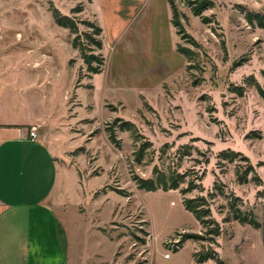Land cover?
<instances>
[{
  "label": "rangeland",
  "instance_id": "obj_1",
  "mask_svg": "<svg viewBox=\"0 0 264 264\" xmlns=\"http://www.w3.org/2000/svg\"><path fill=\"white\" fill-rule=\"evenodd\" d=\"M92 1L0 0V67L16 92L10 112L43 121L69 173L54 205L70 264H199L195 254L212 249L220 262L202 264H264L262 231L225 222L232 194L263 222L264 0H149L120 39L111 17L97 21ZM52 6L78 34L55 24ZM86 22L104 30L99 74L72 46L75 38L88 45ZM226 151L241 156L224 160ZM250 167L261 186L238 183ZM156 172L186 181L141 190L138 180ZM190 182L201 189L183 194ZM198 196L221 225L217 244L184 207Z\"/></svg>",
  "mask_w": 264,
  "mask_h": 264
},
{
  "label": "crops",
  "instance_id": "obj_2",
  "mask_svg": "<svg viewBox=\"0 0 264 264\" xmlns=\"http://www.w3.org/2000/svg\"><path fill=\"white\" fill-rule=\"evenodd\" d=\"M148 3L93 0L90 9L99 23L101 14L111 17L115 36L120 39ZM1 68L0 264H70L62 239L67 232L54 205L62 180L69 173L60 166L52 131L43 121L11 114L15 104L9 99L16 92L12 76H6L9 72ZM33 128L37 134L34 139L30 136Z\"/></svg>",
  "mask_w": 264,
  "mask_h": 264
},
{
  "label": "trees",
  "instance_id": "obj_3",
  "mask_svg": "<svg viewBox=\"0 0 264 264\" xmlns=\"http://www.w3.org/2000/svg\"><path fill=\"white\" fill-rule=\"evenodd\" d=\"M170 1V0H169ZM171 9L173 12V23L182 28V24L179 20V14L172 3L170 2ZM52 17L55 24L63 29L69 30L72 34H78V26L73 20V18L62 14L57 8L52 6L51 8ZM197 13H199L196 10ZM250 18V17H249ZM250 20H252L250 18ZM86 25L89 28H92L91 33L85 34L86 41L88 45L80 44L77 38H75L72 42V46L74 49L79 50L81 53V58L83 59L85 65L87 66V70L91 74H99L101 68L104 66L105 58L102 54H96L95 50L101 51L103 49V29L95 22H86ZM259 27L264 29V19H259ZM182 31V30H181ZM179 52L187 54L189 53L187 50L182 51V48H179ZM186 52V53H185ZM188 55V54H187ZM224 160L235 161L240 153L234 151H226L221 155ZM255 174L253 178L250 179L251 174ZM186 181V176L182 174H177L172 172L170 174H165L161 172H156L154 177L149 179H140L138 180V186L141 190H145L148 192H156L158 190H162L165 192L171 190H180L183 183ZM237 181L240 185H245L250 182L255 183L257 186H261L263 184V180L256 174L253 167H250L243 175L237 172ZM201 187L194 183L190 182L189 187L186 189H181L183 194L190 193L195 190H199ZM215 189L219 193L220 196H224V186L215 185ZM214 196V194H211ZM216 195V194H215ZM229 201V211L230 217L226 218L225 222L236 221L241 225H249L256 230L262 231V239L264 244V202H263V222L258 221L257 217L254 213L249 211H244L241 206H243V202L241 198L231 195ZM184 207L187 211L191 212L194 217L198 220V222L206 229V235L209 236V241L212 244H217L216 238H219L222 235V228L219 222L213 219L212 211L210 208V203L207 197L198 196L196 198H186L183 201ZM191 236V235H190ZM197 237V236H196ZM195 261L199 264L206 263L210 260L219 261V254L214 249L210 250L207 253H196Z\"/></svg>",
  "mask_w": 264,
  "mask_h": 264
},
{
  "label": "built area",
  "instance_id": "obj_4",
  "mask_svg": "<svg viewBox=\"0 0 264 264\" xmlns=\"http://www.w3.org/2000/svg\"><path fill=\"white\" fill-rule=\"evenodd\" d=\"M2 29L0 27V40L2 39ZM30 136L31 138H36L37 137V134H36V128H33L32 131L30 132ZM169 257V255L167 256V258Z\"/></svg>",
  "mask_w": 264,
  "mask_h": 264
}]
</instances>
